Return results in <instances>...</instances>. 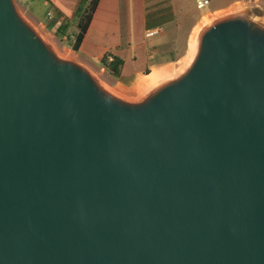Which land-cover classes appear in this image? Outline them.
I'll return each instance as SVG.
<instances>
[{"label":"water","instance_id":"95a60500","mask_svg":"<svg viewBox=\"0 0 264 264\" xmlns=\"http://www.w3.org/2000/svg\"><path fill=\"white\" fill-rule=\"evenodd\" d=\"M0 264H264V24L134 102L0 0Z\"/></svg>","mask_w":264,"mask_h":264},{"label":"crops","instance_id":"0c3cea01","mask_svg":"<svg viewBox=\"0 0 264 264\" xmlns=\"http://www.w3.org/2000/svg\"><path fill=\"white\" fill-rule=\"evenodd\" d=\"M42 1L46 15L48 16L49 12L54 14V19L48 16L49 29L56 30V20L59 19L64 25L72 24L77 31V10L85 0ZM251 1L231 0L227 5L209 12H216L239 3L249 4L248 2ZM177 2L176 0L169 3L163 0H100L79 51L65 45L64 48L75 52L86 61H98L106 53L121 57L125 63L118 82L122 81L124 84L131 82L135 85L146 75L144 73L148 69L162 63L161 60H155L156 49L152 47L155 43L148 39L147 32L153 29L160 30L164 25L174 23ZM211 2L212 0L210 4ZM254 2L259 5L258 0ZM169 10L170 14H165L161 18L160 13ZM192 26H195V22ZM82 50L85 53L80 54ZM138 59L143 61L140 62ZM125 71L127 72L126 80L122 78Z\"/></svg>","mask_w":264,"mask_h":264},{"label":"rangeland","instance_id":"374dc122","mask_svg":"<svg viewBox=\"0 0 264 264\" xmlns=\"http://www.w3.org/2000/svg\"><path fill=\"white\" fill-rule=\"evenodd\" d=\"M15 4L22 14V16L28 20V22L38 31V33L49 43H54L59 49H66L65 46L73 49L71 41L64 39L62 42L59 38L55 28L49 29L47 27V22L49 21L48 16L45 12V6L42 0H14ZM167 3L175 0H163ZM176 12L174 23L167 24L163 26L156 34L149 36L150 41H154L153 48L156 49V59L161 60L160 65L155 66H164L169 64H174L177 68L184 65L183 59L188 55L190 36L197 25L199 20H203L205 13L210 10H213L220 6L227 5L231 0H212L211 4L205 8H197L196 0H176ZM191 1V2H190ZM259 5H256L254 0L248 2L249 4L239 3L233 5L229 8L222 9L221 11L226 12V14H231L228 11L235 13L243 12L247 13L248 16H253L256 20L264 24V0H258ZM228 12V13H227ZM208 14L211 17H216L217 13L209 12ZM255 14H260L255 17ZM195 22V26H192V23ZM69 31L71 33L75 32L76 29L72 24H69ZM148 34V32H147ZM72 55L77 57V62L85 66L104 86H107L109 89H117V86H121L126 89L124 95H120L123 98H126L129 101H141L143 100L149 92L144 95H140L133 83L124 84L122 81L114 79L108 72L104 70L97 61H86L79 57L75 52L71 51ZM80 54L85 53L83 50L79 52ZM143 61L142 59H138ZM149 63V62H148ZM182 63V64H181ZM155 66L149 69V72L154 71ZM144 74H148L147 71ZM123 79H127V72L125 71ZM119 95V94H118Z\"/></svg>","mask_w":264,"mask_h":264},{"label":"bare ground","instance_id":"6f19581e","mask_svg":"<svg viewBox=\"0 0 264 264\" xmlns=\"http://www.w3.org/2000/svg\"><path fill=\"white\" fill-rule=\"evenodd\" d=\"M228 12L234 13L232 11H228ZM215 13H217L216 17H211L210 14H207L203 17V20L200 21L195 26L190 36V43H189L190 47H189L188 55L183 59L184 65L178 68L174 64H169V65H164V66H155L154 71H151L148 74H146L140 81H138L134 85V87L136 88V91L140 95H144L147 92H150L151 90L160 86L162 83H164L165 81L169 79H173V78L180 76L191 65L197 53L200 36L204 28L207 27L208 25H211L217 18H220L226 15V12H223L221 10L216 11ZM50 44L55 49V51L60 57L65 58V59H70V60L77 59V57L72 55V53L68 51V49L62 50V49H59V47H57L54 43H50ZM110 90L119 95H124L126 91V89L121 86H117V89L110 88Z\"/></svg>","mask_w":264,"mask_h":264},{"label":"trees","instance_id":"16d2710c","mask_svg":"<svg viewBox=\"0 0 264 264\" xmlns=\"http://www.w3.org/2000/svg\"><path fill=\"white\" fill-rule=\"evenodd\" d=\"M99 1L100 0H85L82 4H80L77 10L78 23L75 34L72 35V33L69 31V26L67 25L57 24L56 26V31L61 41L63 42L64 39L70 40L75 51H79L80 49ZM170 12V10L164 11L163 13L161 12V18L164 17L165 14H170ZM97 62L106 70H108L109 74L114 79L119 80L121 78L125 63L124 59L113 55L112 53H106ZM147 73H149V69L147 70Z\"/></svg>","mask_w":264,"mask_h":264},{"label":"built area","instance_id":"2783aa9c","mask_svg":"<svg viewBox=\"0 0 264 264\" xmlns=\"http://www.w3.org/2000/svg\"><path fill=\"white\" fill-rule=\"evenodd\" d=\"M196 1H197V8L201 9V8H205L208 5H210V1L211 0H196ZM208 13H209V11L207 13H205L204 15H206ZM48 16H49L50 19H54V14L52 12H49ZM56 23L57 24H62L61 20H59V19L56 20ZM158 31H159V29L150 30V31H148L147 35L148 36H152V35L156 34Z\"/></svg>","mask_w":264,"mask_h":264}]
</instances>
